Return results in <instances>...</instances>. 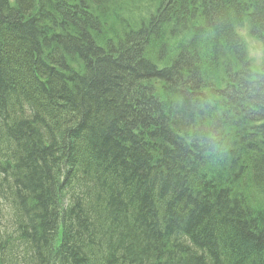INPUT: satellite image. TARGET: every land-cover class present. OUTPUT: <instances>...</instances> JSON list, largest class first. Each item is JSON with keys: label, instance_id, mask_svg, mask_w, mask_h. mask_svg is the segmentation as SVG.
I'll list each match as a JSON object with an SVG mask.
<instances>
[{"label": "trees", "instance_id": "obj_1", "mask_svg": "<svg viewBox=\"0 0 264 264\" xmlns=\"http://www.w3.org/2000/svg\"><path fill=\"white\" fill-rule=\"evenodd\" d=\"M153 2L0 0V264H264V0Z\"/></svg>", "mask_w": 264, "mask_h": 264}, {"label": "rangeland", "instance_id": "obj_2", "mask_svg": "<svg viewBox=\"0 0 264 264\" xmlns=\"http://www.w3.org/2000/svg\"><path fill=\"white\" fill-rule=\"evenodd\" d=\"M130 1L132 2L128 7L130 10H125V11L131 18H139L141 15H145L146 12L148 13L151 12L153 9V8L150 9L147 8L146 6L147 0H130ZM148 1L150 3L152 2L151 0ZM239 32L245 42L247 55L250 61L252 62L253 67L257 71L261 70L264 66V53H263L262 44L258 39H256L250 34L247 25L242 26L239 29Z\"/></svg>", "mask_w": 264, "mask_h": 264}, {"label": "bare ground", "instance_id": "obj_3", "mask_svg": "<svg viewBox=\"0 0 264 264\" xmlns=\"http://www.w3.org/2000/svg\"><path fill=\"white\" fill-rule=\"evenodd\" d=\"M152 1V0H151ZM146 6H147V8H154V6H155V4H154V2L152 3H150L148 0L146 1Z\"/></svg>", "mask_w": 264, "mask_h": 264}]
</instances>
